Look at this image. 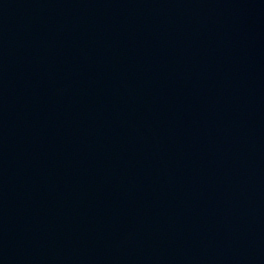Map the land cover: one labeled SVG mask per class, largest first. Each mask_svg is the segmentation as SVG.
Masks as SVG:
<instances>
[{
	"label": "water",
	"instance_id": "95a60500",
	"mask_svg": "<svg viewBox=\"0 0 264 264\" xmlns=\"http://www.w3.org/2000/svg\"><path fill=\"white\" fill-rule=\"evenodd\" d=\"M0 264H264V0H0Z\"/></svg>",
	"mask_w": 264,
	"mask_h": 264
}]
</instances>
